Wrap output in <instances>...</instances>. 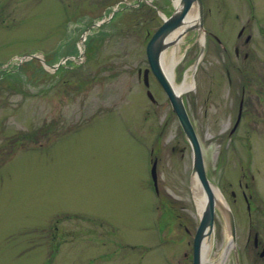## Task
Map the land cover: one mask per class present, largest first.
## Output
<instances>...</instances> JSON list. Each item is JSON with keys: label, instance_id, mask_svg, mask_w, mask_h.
Here are the masks:
<instances>
[{"label": "rangeland", "instance_id": "1", "mask_svg": "<svg viewBox=\"0 0 264 264\" xmlns=\"http://www.w3.org/2000/svg\"><path fill=\"white\" fill-rule=\"evenodd\" d=\"M122 1L0 0V264H192L199 225L192 150L159 84L151 81L154 105L137 79L147 42L173 13L174 0H153L159 16ZM93 23L100 25L85 42ZM196 34L188 31L175 45L177 83L187 71L196 79ZM29 55L74 58L52 87ZM242 76L232 72L233 79ZM197 88L183 97L212 169L209 134L197 128L202 112H193ZM155 158L158 196L150 177ZM240 206L238 200L239 261L233 250L225 264H253L242 252L248 217ZM253 221L263 225L264 211ZM211 240L210 258L218 261L228 241L220 211Z\"/></svg>", "mask_w": 264, "mask_h": 264}, {"label": "flooded vegetation", "instance_id": "2", "mask_svg": "<svg viewBox=\"0 0 264 264\" xmlns=\"http://www.w3.org/2000/svg\"><path fill=\"white\" fill-rule=\"evenodd\" d=\"M203 2L204 6L209 5L208 17L212 15V18L204 20L206 40L197 73V77L204 75V83L197 88L192 106L195 115L202 112L197 128L202 132L205 129L209 134L207 145L214 149L213 168L207 169L209 165L205 161L206 173L217 191L228 200L234 214L240 200V209L246 220L248 217L243 227L246 243L242 252H250L249 261L253 264H264V224L256 227L253 221L254 215H262L264 211V3L256 0ZM199 45L195 61L201 54L202 45ZM200 65L208 66L207 73L203 69L200 72ZM232 72L242 73L244 77L233 79ZM145 74L150 83L157 82L147 62L145 67L137 69V78L142 84ZM207 83L206 97L201 98ZM221 90L224 95L220 94ZM235 91L236 99L232 94Z\"/></svg>", "mask_w": 264, "mask_h": 264}, {"label": "water", "instance_id": "3", "mask_svg": "<svg viewBox=\"0 0 264 264\" xmlns=\"http://www.w3.org/2000/svg\"><path fill=\"white\" fill-rule=\"evenodd\" d=\"M192 7L198 9L199 12V24L187 26L183 31H188L192 29L202 30V21H203V4L201 0H180L179 5L176 7L175 12L172 16L164 21V23L158 28L154 36L151 38L150 42L147 45V58L150 64L152 71L162 85L164 91L166 92L174 113L177 115L180 124L183 128V131L189 140L194 154L193 162V172L197 174L201 184L203 185L207 193V205L203 212L200 225L197 229L195 238H194V259L193 264H203V242L205 237H209L214 229V218H215V208L219 206L223 213L226 215L229 220L232 240L231 243L235 242V223L232 213L229 209L223 207L217 200L211 185L206 177L205 169L203 165V157L201 153V148L197 140L195 131L191 125V122L186 113L185 107L182 102V98L178 95L173 89L168 78L164 74L161 67V55L163 51L169 47L171 42H167V38L171 32L185 24V18L188 12ZM152 176L154 181H156V163H154L152 168ZM228 252V249L225 251ZM225 253V254H226Z\"/></svg>", "mask_w": 264, "mask_h": 264}, {"label": "bare ground", "instance_id": "4", "mask_svg": "<svg viewBox=\"0 0 264 264\" xmlns=\"http://www.w3.org/2000/svg\"><path fill=\"white\" fill-rule=\"evenodd\" d=\"M178 2H179V0H175V4H177ZM197 17H198L197 11L195 10V8H192L191 11L189 12V14L187 15L186 23L184 24V27L182 29H184L185 27L190 26L192 24H195L198 21ZM179 32H180V30H177L171 36V39L174 40V47L172 46V48L170 47L169 49H167L162 54V59H161L163 70H164L165 74L167 75L170 83L172 84L173 89L175 90V92L178 95L188 92L193 87V84H194L193 83V77L189 76V71H187L185 73L182 82L177 83V81H176L175 71H176V67H177L178 62H179V58H178V48L179 47H175V45L180 43L181 39H183V36H179V34H178ZM180 33H181V35H183L182 31ZM177 36H179V37L177 38ZM201 40H203L202 37H201ZM192 189H193V197L195 199L196 206H197V211H198V214L201 216V214L205 208V205H206L207 195H206V192L204 191L203 187L199 183L196 176H194V178H193ZM214 191H215V194L217 195L218 199L222 203L223 202L222 197L220 196V194H218V192L215 189H214ZM211 243H212L211 237H207L205 239L204 246H203V264H206V263L225 264L227 257H228L227 255H229L230 250H229V253L227 252L226 254H224L220 258V260L214 261L213 259L210 258Z\"/></svg>", "mask_w": 264, "mask_h": 264}, {"label": "trees", "instance_id": "5", "mask_svg": "<svg viewBox=\"0 0 264 264\" xmlns=\"http://www.w3.org/2000/svg\"><path fill=\"white\" fill-rule=\"evenodd\" d=\"M37 69V71L39 72V73H41L42 75H43V77H45V78H49L50 77V75L42 68V67H38V68H36ZM15 78H17V77H15ZM14 78V79H15ZM6 80H8V79H6ZM16 81V80H15ZM17 82H19V81H17ZM1 83V82H0Z\"/></svg>", "mask_w": 264, "mask_h": 264}]
</instances>
